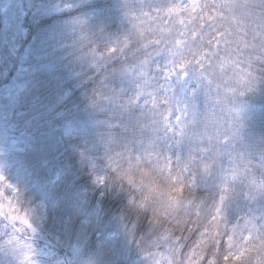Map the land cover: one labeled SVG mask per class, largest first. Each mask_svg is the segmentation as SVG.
I'll return each instance as SVG.
<instances>
[{
  "label": "clouds",
  "instance_id": "9594fccd",
  "mask_svg": "<svg viewBox=\"0 0 264 264\" xmlns=\"http://www.w3.org/2000/svg\"><path fill=\"white\" fill-rule=\"evenodd\" d=\"M0 264H264V0H0Z\"/></svg>",
  "mask_w": 264,
  "mask_h": 264
}]
</instances>
